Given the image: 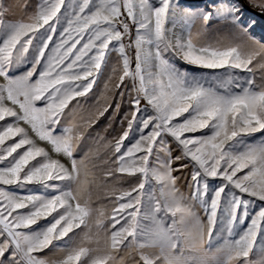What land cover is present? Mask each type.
Returning <instances> with one entry per match:
<instances>
[{
    "label": "snow or ice",
    "instance_id": "obj_1",
    "mask_svg": "<svg viewBox=\"0 0 264 264\" xmlns=\"http://www.w3.org/2000/svg\"><path fill=\"white\" fill-rule=\"evenodd\" d=\"M253 7L264 12V4ZM6 11L0 6V264H109L111 251L123 248L136 251L135 264H251L250 253L264 255V141L248 142L264 133V84L253 67L264 45L242 53L239 46L197 45L191 34L197 20L240 24L238 0L211 10L180 0H40L16 22H5ZM109 65L90 121H69ZM117 92L129 111L108 145L103 177L137 183L105 192L112 201L106 217L92 207L95 176L86 179L88 157L78 160L76 151L82 129L99 122ZM173 143L179 156H171ZM158 151L168 159L153 167ZM173 160L191 164L192 205L175 187ZM34 184L52 193L5 189ZM149 184L160 186L161 199L150 196L144 210ZM105 219L111 251L100 254L86 245ZM53 248L63 255L46 258Z\"/></svg>",
    "mask_w": 264,
    "mask_h": 264
},
{
    "label": "rangeland",
    "instance_id": "obj_2",
    "mask_svg": "<svg viewBox=\"0 0 264 264\" xmlns=\"http://www.w3.org/2000/svg\"><path fill=\"white\" fill-rule=\"evenodd\" d=\"M250 2V0H248ZM154 4L158 3V0H152ZM181 4L186 7H191L197 10H211L213 4H218L224 2V0H180ZM239 3V2H238ZM251 3L257 5L264 4V0H251ZM240 4V3H239ZM241 5V4H240ZM243 7V6H242ZM241 23L238 25H232L229 22L220 19H213L208 24H204L203 21L197 20L191 29L193 42L197 45L212 44L213 46L218 47H229V46H239L242 53H248L251 51L260 50V46L264 45V19L258 17L246 9L243 8L241 13ZM5 22H12L11 11L7 10L4 15ZM252 21H255V26L249 31H245L244 25L250 24ZM170 26V25H169ZM180 30L177 29V32ZM187 33H185V37ZM259 63H264V57H258L257 60L253 62L255 79L257 84H264V68H259L257 65ZM187 67V66H186ZM21 68L20 71H22ZM189 71L199 75L201 73H207L209 70L203 69H194L189 68ZM111 73V65L104 70L103 75L98 80L97 84L94 86L93 92L89 94V97L85 100L82 99L81 105L76 109L74 115L69 118V121L74 120L78 125H87L91 119V114L95 112L96 107H98L96 101L100 97V94L104 91L105 82L108 81V77ZM19 74V72L15 73ZM115 79L109 82V88H112L115 83ZM4 83V80L0 78V84ZM113 105L112 108L108 110L103 117L99 118L98 123H93L91 127H84L82 130L85 132V137L83 141L79 144L76 151V158L84 159L88 165V176L86 179L92 180L95 176V183L93 187V199L92 207L93 208H103L105 211V216H110L112 201L109 197L105 195V192L112 189H126L132 184L137 183V178L134 177H116L105 182L103 177L104 165L102 161L109 158L110 148L108 145L114 143L115 139L118 138L123 131L121 125V118L124 113L129 111V105L127 100H120L119 93L115 95V99L110 101ZM104 101L101 100L100 104H103ZM116 103L121 104L119 113L114 111ZM68 121H66L67 123ZM4 122H0V126ZM199 135V133H197ZM264 141V133H258L254 138L249 139L250 144H256ZM129 144V141H125V146ZM172 151L171 156L176 157L180 155L179 149L173 143L170 145ZM158 157V158H157ZM168 159V154L163 151H158L156 156L150 161L151 166L155 167L160 161ZM188 164V167L181 168V165ZM95 165V167H93ZM173 168L179 169L178 171L173 172V175L178 177L175 187L178 189V193L182 194L185 199L182 203L186 206L192 205L193 201L187 199L190 195V189L188 184L190 182L191 175V164L187 160H173ZM214 184L216 182H213ZM6 190H9L17 195H26V194H40V195H49L52 193L51 189H47L42 185L34 184L27 186H5ZM160 186L156 185L155 188L151 184L146 185L145 194H144V210L148 206V198L150 196H155L157 199H161ZM196 211L202 219L206 220L204 217L202 209L196 205L193 209ZM49 220L51 217L48 218ZM47 221L42 220L41 225L46 224ZM145 224H148L149 221H144ZM108 220L105 219V226L97 228L93 225L90 232L91 241L87 243L86 246L92 249H96L98 253L103 254L104 252L111 251L110 249V229L107 228ZM222 225L217 224L214 229V236L219 235ZM240 227H237V232H240ZM83 234L78 235L75 240L78 242ZM150 252H158V249H146ZM114 259L109 261V264H135L133 257L136 255L134 249L123 248L119 251H111ZM45 257L48 259H55L59 256H62L63 253L59 251V248H53L51 251H45ZM264 259L258 251H253L250 253L249 260L251 264H260V260Z\"/></svg>",
    "mask_w": 264,
    "mask_h": 264
},
{
    "label": "crops",
    "instance_id": "obj_3",
    "mask_svg": "<svg viewBox=\"0 0 264 264\" xmlns=\"http://www.w3.org/2000/svg\"><path fill=\"white\" fill-rule=\"evenodd\" d=\"M39 3L40 0H0V6L11 11L12 22L27 19Z\"/></svg>",
    "mask_w": 264,
    "mask_h": 264
},
{
    "label": "trees",
    "instance_id": "obj_4",
    "mask_svg": "<svg viewBox=\"0 0 264 264\" xmlns=\"http://www.w3.org/2000/svg\"><path fill=\"white\" fill-rule=\"evenodd\" d=\"M188 1H195V0H188ZM238 2L243 6L244 9H246L250 13L264 19V12H262L259 7H253V3L249 2L248 0H238Z\"/></svg>",
    "mask_w": 264,
    "mask_h": 264
}]
</instances>
